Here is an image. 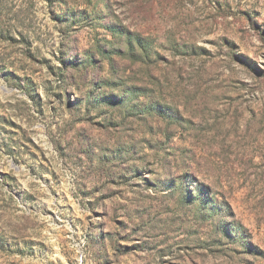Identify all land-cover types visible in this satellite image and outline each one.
<instances>
[{
  "label": "rangeland",
  "instance_id": "374dc122",
  "mask_svg": "<svg viewBox=\"0 0 264 264\" xmlns=\"http://www.w3.org/2000/svg\"><path fill=\"white\" fill-rule=\"evenodd\" d=\"M0 264H264V0H0Z\"/></svg>",
  "mask_w": 264,
  "mask_h": 264
}]
</instances>
